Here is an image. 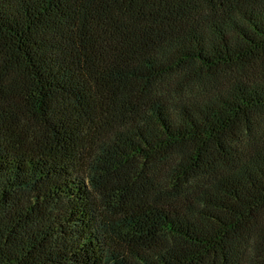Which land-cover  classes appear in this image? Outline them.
<instances>
[{"label":"trees","instance_id":"1","mask_svg":"<svg viewBox=\"0 0 264 264\" xmlns=\"http://www.w3.org/2000/svg\"><path fill=\"white\" fill-rule=\"evenodd\" d=\"M0 264H264V0H0Z\"/></svg>","mask_w":264,"mask_h":264}]
</instances>
